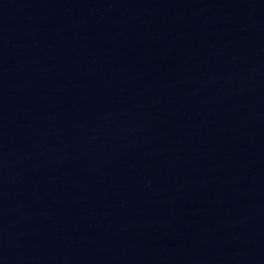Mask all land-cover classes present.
Here are the masks:
<instances>
[{"label": "water", "instance_id": "water-1", "mask_svg": "<svg viewBox=\"0 0 264 264\" xmlns=\"http://www.w3.org/2000/svg\"><path fill=\"white\" fill-rule=\"evenodd\" d=\"M0 264H264V0H0Z\"/></svg>", "mask_w": 264, "mask_h": 264}]
</instances>
